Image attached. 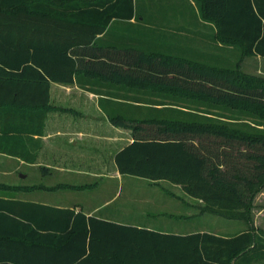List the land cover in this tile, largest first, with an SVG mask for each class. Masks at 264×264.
Masks as SVG:
<instances>
[{
  "label": "trees",
  "instance_id": "1",
  "mask_svg": "<svg viewBox=\"0 0 264 264\" xmlns=\"http://www.w3.org/2000/svg\"><path fill=\"white\" fill-rule=\"evenodd\" d=\"M193 2L197 15L215 25L219 42L241 56L264 58V0ZM144 7L138 9L136 0H0V103L31 112L35 130H42L50 82L104 81L135 92L183 93L264 119L263 79L198 57L168 55L159 45L124 41L117 23L136 29V20L152 18ZM185 7L169 9L182 15ZM167 12L158 5L160 17ZM139 30L141 36L149 28ZM183 115L108 114L112 124L133 133L115 155L119 173L178 184L201 200L202 210L241 219L243 229L163 231L0 197V264H264V230L249 216L264 187V129L237 130Z\"/></svg>",
  "mask_w": 264,
  "mask_h": 264
},
{
  "label": "crops",
  "instance_id": "2",
  "mask_svg": "<svg viewBox=\"0 0 264 264\" xmlns=\"http://www.w3.org/2000/svg\"><path fill=\"white\" fill-rule=\"evenodd\" d=\"M185 6L186 12L191 9L194 14L159 16L160 48L168 55L178 54L169 46H185L190 53L204 51L198 48L219 53L215 25L197 15L193 0H187ZM190 53L187 55L197 58V53ZM132 92L104 81L94 85L50 82L51 108L45 113L42 130H35V115L28 116L31 112L26 115L18 104L0 103V185L35 186L29 191L0 188V197L163 231L219 233L202 225H179L186 230L167 228L168 224L175 225L173 219L178 224L180 219L196 222L207 213L197 209L201 200L166 180L119 173L115 155L133 141V133L130 128L112 124L108 114L126 117V103L139 102ZM29 177H33L31 182L24 183ZM169 203L177 210H167Z\"/></svg>",
  "mask_w": 264,
  "mask_h": 264
},
{
  "label": "rangeland",
  "instance_id": "3",
  "mask_svg": "<svg viewBox=\"0 0 264 264\" xmlns=\"http://www.w3.org/2000/svg\"><path fill=\"white\" fill-rule=\"evenodd\" d=\"M186 1V2H185ZM185 2V3H184ZM166 8L167 13L172 16L174 13L171 8L173 5L180 7L187 3V0H136V4L138 9L141 6H144V9L147 12H151V17H149V21L147 22H138L136 20L135 26L136 29H127L128 27L123 24L117 23L116 29L123 36L124 41L134 42L135 40H140L143 44H147L150 46H162L158 44L157 40V27L156 21L158 16L157 7L158 5H162ZM157 6V7H156ZM191 15L194 13L191 11ZM185 12V14H187ZM184 13V12H183ZM166 15V14H165ZM177 15V14H176ZM145 27V25L149 28L146 32L143 30L140 36L139 26ZM139 31V32H138ZM117 32V33H118ZM182 41V40H181ZM187 43V42H186ZM163 49V48H161ZM173 53H180L185 56H188L190 52L185 46L177 47V46H169ZM204 49L201 51H192V53H197L196 57L201 59L202 61H212L215 66L221 65L232 68L233 70L250 75L253 77H257L264 80V58L259 56H241L238 52L237 48L233 45L223 44L219 42V53L216 52V49H207V48H198ZM218 51V50H217ZM164 52V51H163ZM166 52V51H165ZM167 52H170L169 50ZM192 56V55H190ZM195 57V56H194ZM193 58V57H192ZM212 59V60H211ZM197 60V58L193 59ZM133 98L140 100V102L135 103H126V117L130 119H140L144 117L157 116V117H182L183 114H191L194 117H199L202 120H210L213 122H217L220 125L227 126L229 128H234L237 130H263L264 129V119L260 118L259 115L251 114V113H240L238 109L232 107H226L222 104L214 105L209 102L203 103L202 100L197 97L186 96L183 93H173L170 96L166 95H155L152 93H143L138 91H133ZM148 100V101H147ZM156 103V104H155ZM158 103V104H157ZM157 108V111L154 110ZM115 115H120L117 113ZM33 177L27 178L24 183H30ZM192 202V201H191ZM199 204V203H198ZM167 210H177L174 208L175 205L169 203L166 204ZM202 207L198 206L197 209L200 212H207L202 214L197 221H185L180 219L181 223L178 224L177 219H173L176 223L175 225L168 224L167 228L178 227V230H186L190 225H202L206 226L209 229L219 231V233H232L235 232L242 227H245V222L241 219L228 218L222 215L209 212L208 210H202ZM174 210V211H175ZM250 222L257 228L264 230V187L258 191L252 200V206L250 209ZM160 218V216H157ZM162 218L169 219L170 217L167 215H161ZM176 218V217H174ZM170 222L172 221L169 219ZM173 221V222H174ZM169 222V223H170ZM187 225L188 228L180 229V226ZM180 225V226H179Z\"/></svg>",
  "mask_w": 264,
  "mask_h": 264
}]
</instances>
